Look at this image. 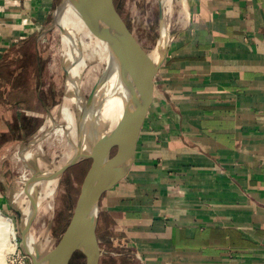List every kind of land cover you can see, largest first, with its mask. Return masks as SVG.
Wrapping results in <instances>:
<instances>
[{"label":"crops","instance_id":"crops-1","mask_svg":"<svg viewBox=\"0 0 264 264\" xmlns=\"http://www.w3.org/2000/svg\"><path fill=\"white\" fill-rule=\"evenodd\" d=\"M55 1L0 0V60ZM175 3L133 162L98 203V264H264V0Z\"/></svg>","mask_w":264,"mask_h":264},{"label":"rangeland","instance_id":"rangeland-1","mask_svg":"<svg viewBox=\"0 0 264 264\" xmlns=\"http://www.w3.org/2000/svg\"><path fill=\"white\" fill-rule=\"evenodd\" d=\"M56 1L58 6L62 0ZM114 5L141 47L147 52L151 51L160 37L158 0H114ZM53 12L54 9L47 22L27 42L14 46L0 60V124L2 125V121L12 124V132L0 126V195L4 199L8 196L12 208L21 214L29 203L27 193H23V178L34 173L57 171L75 153L72 141L55 136L53 129L49 130L47 127L41 131L50 115L57 119L58 124H63L58 111L67 93V81L72 78L79 86L80 95L87 99L91 87L105 69L104 64L99 65L94 57L85 60L86 65L78 74L73 77L69 74L61 41L64 30L56 25V12ZM179 14L180 4L173 2L172 13L168 19L169 36L176 27L175 20ZM93 67L99 72L92 71ZM26 112L27 116L24 114ZM24 153H29L25 159L22 158ZM90 164V160H83L62 173L57 179L53 198H47L35 213V216L41 214L42 218H32L36 223L31 220L28 231L32 237V246L40 257L45 256L57 244L66 229ZM43 184L37 186L35 194L43 190ZM0 215L10 219V227H7L13 230L10 236L12 249L2 247L0 242V259L4 258L1 264L10 263V253L15 247L14 240L17 248L26 256L28 264H31L21 245L24 216L18 217L14 211L7 212L1 207ZM69 264H85L83 254L77 251Z\"/></svg>","mask_w":264,"mask_h":264},{"label":"water","instance_id":"water-1","mask_svg":"<svg viewBox=\"0 0 264 264\" xmlns=\"http://www.w3.org/2000/svg\"><path fill=\"white\" fill-rule=\"evenodd\" d=\"M62 2L63 0L56 6L53 13L57 12ZM71 2L87 22L103 35L109 47L114 50L116 57L119 60L123 57L120 62L127 70L130 90L129 108L127 109L126 119L120 125L91 143L89 154L82 156V158H78L79 155L77 154L73 155L75 157L55 173V177H59L75 164L83 160L91 161L90 167L84 176L71 219L57 244L45 256L40 257L35 249L34 254L31 255L25 245L24 232L28 231L32 218L26 225L22 226L21 245L31 264H69L70 259L77 251L83 254L85 264H98L100 253L96 238L98 203L101 196L121 180L131 167L135 144L145 115L152 82L164 61L172 35L168 37L160 62L152 65L146 51L137 42L116 10L114 0H71ZM158 6L160 31L162 6L159 0ZM160 39L161 31L158 42ZM120 53L122 56L119 58ZM94 88H91L83 112L87 111L88 105L95 96ZM77 138V149H79L81 139L79 135ZM127 160L128 163L125 169L120 174L115 175L114 172L117 168ZM44 175L45 173H35L28 184L31 183V180L45 178ZM27 195L29 203L37 211L34 196L30 193H27ZM13 211L18 217L21 216L18 210L13 209Z\"/></svg>","mask_w":264,"mask_h":264},{"label":"bare ground","instance_id":"bare-ground-1","mask_svg":"<svg viewBox=\"0 0 264 264\" xmlns=\"http://www.w3.org/2000/svg\"><path fill=\"white\" fill-rule=\"evenodd\" d=\"M159 1L162 6V16L160 19L161 39L151 51L148 52L146 51V55L152 65L158 64L163 57L165 45L169 37L168 19L170 17V14L172 13L173 2H178L179 0H159ZM54 21L56 22V25L59 28L64 30L63 34H61L62 35L61 41H63L66 67L68 69L69 74L72 77L73 75L78 74V71L86 65L85 60L87 58L91 59L96 57L99 65L104 64L105 66L103 74L100 76V78H97L99 80L92 86L95 87L94 88L95 96L92 102L88 105L86 112H83L86 99L82 95H80L79 86L77 85V83L74 82L72 78H70V80L67 81V85H66L67 93L66 95H64L65 97L62 101L63 104L61 102L62 106L58 111V116H60L61 120L63 121L62 122L63 124L61 125L58 124L57 119L53 118V116L50 115L47 119L46 124L41 129V131L46 127L48 129L50 128L51 130L53 129V134L55 136L65 137L67 140L72 141V144L75 147L74 149L76 151L74 155L77 154L79 155L78 158H82V156L90 153L91 143L93 141L105 136L126 119V115L128 113L127 109L129 108L128 103L130 101V90H129L127 70L125 66L120 62L121 60H123V57H121L122 56L121 53L120 56L117 55L119 58L121 57L119 60L116 57L114 50L109 47L103 35H101L95 27L91 26L87 22V20L74 7L71 0H63L60 8L55 13ZM94 67L92 71L96 69ZM98 72L99 71H97V73ZM82 84L85 85V82H83ZM90 85L91 84H89V87ZM78 135L80 136L81 139L80 142L81 146L79 147V149H77ZM66 144H64V146H66ZM28 156L29 153L22 156V158L25 159ZM127 163L128 160L124 162L121 166H119L117 170L114 172L115 175L120 174L127 166ZM57 171L45 172L44 175L45 178L41 180H31V183L29 184L28 182L30 181L32 176L23 178L25 184L23 193L24 194L25 192L30 193L31 195L34 196L37 209L41 204H43V202H45L47 198H51L53 196L57 186L58 177H55V173ZM42 183H44L43 190H41L40 193L37 191V194H35L37 190V186ZM35 210L36 209H34L30 203H28L25 206L21 214L24 216L23 218L24 225H26V223L31 218H33L36 212ZM36 216L34 219L42 218L41 214H38L37 217ZM44 216L46 217V215ZM0 219H1L0 225L2 227L0 228L1 245L6 249H12L10 244V238H11L10 236L13 234L12 232L13 230L7 227V226L10 227V223H9L10 219L3 217H1ZM23 239L28 252L31 255H33L34 247L32 246V237L29 231L26 230L24 232ZM3 259H0V264L3 261Z\"/></svg>","mask_w":264,"mask_h":264},{"label":"built area","instance_id":"built-area-1","mask_svg":"<svg viewBox=\"0 0 264 264\" xmlns=\"http://www.w3.org/2000/svg\"><path fill=\"white\" fill-rule=\"evenodd\" d=\"M15 247L11 254V261L9 264H28L26 256L17 248L16 240H14Z\"/></svg>","mask_w":264,"mask_h":264}]
</instances>
